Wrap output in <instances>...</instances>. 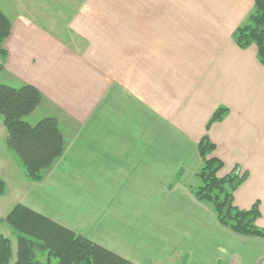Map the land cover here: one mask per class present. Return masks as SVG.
I'll return each mask as SVG.
<instances>
[{
  "label": "crops",
  "instance_id": "crops-1",
  "mask_svg": "<svg viewBox=\"0 0 264 264\" xmlns=\"http://www.w3.org/2000/svg\"><path fill=\"white\" fill-rule=\"evenodd\" d=\"M194 1L0 0L1 72L40 92L33 113L55 119L63 140L37 182L0 154L4 200L127 264H264V238L235 234L194 196L206 135L217 176L246 175L233 205L257 203L264 230V65L234 40L254 2Z\"/></svg>",
  "mask_w": 264,
  "mask_h": 264
},
{
  "label": "trees",
  "instance_id": "trees-1",
  "mask_svg": "<svg viewBox=\"0 0 264 264\" xmlns=\"http://www.w3.org/2000/svg\"><path fill=\"white\" fill-rule=\"evenodd\" d=\"M254 13L249 23L234 32V40L240 48L254 45L257 55L264 65V0H253ZM10 32V24L0 10V71L5 58L3 42ZM40 92L23 85L14 89L0 85V118L7 131L6 146L19 159L25 177L30 181H40L42 175L56 162L63 151V140L57 121L44 118L30 126L23 119L39 106ZM225 109L217 110L208 124L209 127L221 120ZM215 146L205 135L198 144L201 166L196 178L199 186L194 191L195 198L208 203L217 221L232 232L242 236L264 238V230L256 227L259 217L258 204L248 211H241L233 205L234 191L246 175L235 171L222 178L217 176L223 163L212 156ZM5 184L0 180V198L4 194ZM15 236L16 251L13 264H127L124 260L81 237L57 227L20 205L0 219ZM25 235H23V234ZM38 251L46 256V261L36 259ZM12 256L11 242L0 234V264H9Z\"/></svg>",
  "mask_w": 264,
  "mask_h": 264
},
{
  "label": "rangeland",
  "instance_id": "rangeland-1",
  "mask_svg": "<svg viewBox=\"0 0 264 264\" xmlns=\"http://www.w3.org/2000/svg\"><path fill=\"white\" fill-rule=\"evenodd\" d=\"M221 5H223V2L224 0H221ZM211 4L213 5H216V3H212ZM193 6H194V10H197V11H200V10H203L202 8V5H201V0H195L194 3H193ZM183 7V8H182ZM181 9H192L191 7H189L187 4L185 5L184 3L182 4H179L178 6V10L179 12H182L183 10ZM182 22V20H180ZM3 71V70H1ZM0 71V84L2 85H7L8 87H11V88H14V89H17V87H21L23 84H21V82H19L17 79L15 78H11V76L5 72H1ZM42 112L39 110V111H36L35 113H31L30 115L24 117V121L29 124L30 126H34L38 123L39 120L42 119ZM1 122H2V125H1V134H0V154L1 156L3 157V155H5V157H3V160L4 159H7V157L9 159L11 158H15L17 161V163L19 165H21L20 161L18 158H16V156L8 150V148L6 147V144H5V140H6V131L3 127V121H2V118L0 119ZM9 163V162H8ZM11 164V163H9ZM23 169V168H22ZM1 180V179H0ZM21 179L19 178H15L14 180H11V182H15L16 184L20 182ZM3 181V180H1ZM4 183V181H3ZM5 184V183H4ZM17 186V185H16ZM7 187H6V184H5V190H4V194L1 196V199L4 200L5 196L7 195ZM13 200L10 198V197H7L2 203H0V216H4L8 213V211L14 206L12 203ZM15 207V206H14ZM13 207V208H14ZM12 208V209H13ZM2 219V218H0ZM1 227V226H0ZM7 227V226H6ZM8 228V227H7ZM7 230V229H6ZM2 232V231H1ZM11 232V231H10ZM3 233V232H2ZM1 234V233H0ZM23 234V233H21ZM25 235V234H23ZM5 237V236H4ZM14 235L11 234L10 237H6L10 240L11 242V251H12V256H11V260H10V263L9 264H13L15 262V243H14ZM13 241V242H12ZM36 254V259L37 260H40L42 262H45V257H43V254L39 253L38 251L35 252ZM52 264H56V261L55 260H52Z\"/></svg>",
  "mask_w": 264,
  "mask_h": 264
}]
</instances>
